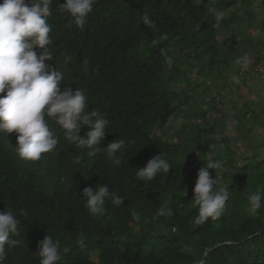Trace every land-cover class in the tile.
Segmentation results:
<instances>
[{
	"label": "trees",
	"instance_id": "trees-1",
	"mask_svg": "<svg viewBox=\"0 0 264 264\" xmlns=\"http://www.w3.org/2000/svg\"><path fill=\"white\" fill-rule=\"evenodd\" d=\"M64 2L50 6L48 63L63 73L61 90L81 89L89 111L105 114L100 147L125 141L122 163L77 149L47 117L58 144L38 161L19 158L17 133H0V212L20 221L3 264H40L46 234L60 242L57 264H202L212 247L205 264H264V0H95L83 28L60 11ZM213 7L224 12L219 27ZM244 55L247 68L236 63ZM161 152L170 172L138 179L135 169ZM210 152L222 162L210 170L214 188L230 198L219 219L196 224L193 188ZM101 183L124 204L106 201L94 216L81 193ZM257 191L262 206L252 213ZM162 205L170 217L157 215Z\"/></svg>",
	"mask_w": 264,
	"mask_h": 264
},
{
	"label": "clouds",
	"instance_id": "clouds-1",
	"mask_svg": "<svg viewBox=\"0 0 264 264\" xmlns=\"http://www.w3.org/2000/svg\"><path fill=\"white\" fill-rule=\"evenodd\" d=\"M94 3L95 0H65L59 9L70 17V23L83 28L88 15L93 11ZM51 4L52 0L0 2V133H17L14 147L16 154L25 161H38L42 154L51 152L58 144V138L49 127L47 117L60 127L69 144L77 149H90L89 155L103 153L109 161L120 165L122 161L117 153L124 147L125 141L117 138L106 147H100L109 124L105 114L95 108L89 111L87 97L81 89L73 91L70 86H66L61 90L59 85L63 81V73L48 63L53 58L49 50L52 44L49 33L52 28L47 22L51 15ZM210 12L216 21L214 26L219 27L224 12L215 7ZM141 19L147 28H155V22L148 15ZM152 44L158 45L159 41L153 40ZM165 59L171 68L172 57L166 56ZM250 62L248 55L236 60L243 68H247ZM83 71H88L86 61ZM85 126L89 131L81 136ZM232 130L231 126L227 128L229 133ZM213 156L214 153L210 152L208 162L197 172L192 198L193 207L198 206V215L194 218L196 224L204 223L209 218L219 219L230 198L228 189L214 188L217 180L211 178L210 170L220 169L222 162L213 159ZM135 170L138 179L149 182L160 173H169L171 164L161 152L151 157L145 166ZM81 196L85 207L94 216L104 214L106 201L115 206L124 204V198L103 183L95 188L85 187ZM261 200L260 191L250 194L246 210L256 213L262 206ZM172 214V209L167 205H162L157 211L161 217H170ZM19 224L12 210L0 212V264L6 259V245L14 247L17 243L15 239H10V234H17ZM76 243L84 247L85 238H79ZM59 244L51 235L44 236L35 253L40 258V264H57L61 259Z\"/></svg>",
	"mask_w": 264,
	"mask_h": 264
},
{
	"label": "water",
	"instance_id": "water-1",
	"mask_svg": "<svg viewBox=\"0 0 264 264\" xmlns=\"http://www.w3.org/2000/svg\"><path fill=\"white\" fill-rule=\"evenodd\" d=\"M215 248H216V247H212V248L207 249L206 254H205V256H204V259H203V261H202V264H205L206 259H207V256H208L209 253H210L212 250H214Z\"/></svg>",
	"mask_w": 264,
	"mask_h": 264
},
{
	"label": "rangeland",
	"instance_id": "rangeland-1",
	"mask_svg": "<svg viewBox=\"0 0 264 264\" xmlns=\"http://www.w3.org/2000/svg\"><path fill=\"white\" fill-rule=\"evenodd\" d=\"M225 100H228V98H227V99H225Z\"/></svg>",
	"mask_w": 264,
	"mask_h": 264
}]
</instances>
